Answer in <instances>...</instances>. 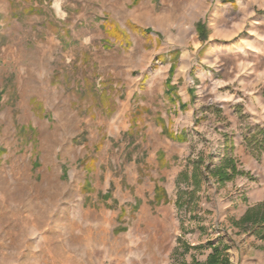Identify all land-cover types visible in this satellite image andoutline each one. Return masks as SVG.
Returning a JSON list of instances; mask_svg holds the SVG:
<instances>
[{"label": "rangeland", "instance_id": "obj_1", "mask_svg": "<svg viewBox=\"0 0 264 264\" xmlns=\"http://www.w3.org/2000/svg\"><path fill=\"white\" fill-rule=\"evenodd\" d=\"M263 139L264 0H0V264H264Z\"/></svg>", "mask_w": 264, "mask_h": 264}, {"label": "crops", "instance_id": "obj_2", "mask_svg": "<svg viewBox=\"0 0 264 264\" xmlns=\"http://www.w3.org/2000/svg\"><path fill=\"white\" fill-rule=\"evenodd\" d=\"M223 18L221 19H229L230 18V23L232 24V27H231V30H228V29H225V28H229V25L227 26V24H222L218 27H216L215 25V28L211 27L210 25H208V28L211 30L210 32H208V35H207V39L204 41L203 44H207L209 42H212L214 40H221L220 39V35H222V32L224 31L225 29V35L223 36L225 40V43L224 45H222L224 48H226L225 52L228 54L230 51L234 52L235 55H238L241 53V46H242V40L241 39H238V36L236 34V29H238V17H231L232 16V12L229 11V12H224L223 14ZM220 27H224V29H220ZM205 28L203 27H200L199 28V33L203 34V31H204ZM218 31V32H217ZM197 34V37H198V32H196ZM201 40L198 38V43H197V47L196 49H198V47L201 46ZM220 44L216 43L214 44V46L212 45L210 47V51H216V50H219L220 48H217L219 47ZM228 51V52H227ZM223 56L220 55V59L222 60ZM249 70V68H245L243 69L242 67H239V60H238V81L239 79L241 80V82H243V80L241 79L243 74L246 73L247 71ZM184 102V100H182V103ZM176 103H178V101H176Z\"/></svg>", "mask_w": 264, "mask_h": 264}, {"label": "trees", "instance_id": "obj_3", "mask_svg": "<svg viewBox=\"0 0 264 264\" xmlns=\"http://www.w3.org/2000/svg\"><path fill=\"white\" fill-rule=\"evenodd\" d=\"M264 140V139H263ZM215 261H217V260H215ZM215 261H213V262H215Z\"/></svg>", "mask_w": 264, "mask_h": 264}]
</instances>
